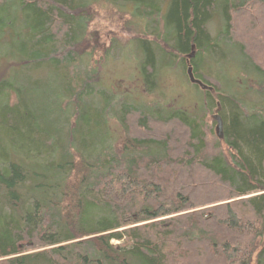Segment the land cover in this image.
<instances>
[{
    "label": "trees",
    "instance_id": "16d2710c",
    "mask_svg": "<svg viewBox=\"0 0 264 264\" xmlns=\"http://www.w3.org/2000/svg\"><path fill=\"white\" fill-rule=\"evenodd\" d=\"M102 3L0 0V41L4 28L19 41V62L0 60V264H264V107L248 113L198 69L227 42L264 96V0H173L165 15L170 55L194 54L195 78L219 100L215 146L185 113L126 99L113 109L118 96L102 87L86 45ZM107 3L160 13L159 0ZM144 46L150 83L156 59ZM42 70L52 75L33 82Z\"/></svg>",
    "mask_w": 264,
    "mask_h": 264
},
{
    "label": "rangeland",
    "instance_id": "374dc122",
    "mask_svg": "<svg viewBox=\"0 0 264 264\" xmlns=\"http://www.w3.org/2000/svg\"><path fill=\"white\" fill-rule=\"evenodd\" d=\"M102 1V4L107 6L101 4L92 8L93 19L88 28L86 45L90 47V52L93 51L92 64L93 68L98 69L102 87L118 96L116 101L119 103L115 101L113 109L116 111L115 105L126 99L137 107L153 110L154 114H157L158 110H162L160 114L163 115L167 110L185 113L190 118L200 121L201 126H206L208 143L215 146V141H218L217 123L213 116L217 110L215 101L219 100H215V94L211 93L213 101L210 103L206 96L210 92L192 83L188 71L192 67L194 72V68L188 56L184 59L178 58L170 55L168 49L170 47L167 39L172 30L165 22V15L173 0H159L160 4L157 3V6L160 7V13L156 15L158 17L155 15L143 17L142 9L139 7L132 5L126 7L117 3L105 4V1L109 0ZM141 20L145 21L141 23ZM142 25H147L144 29L146 34L143 35L140 33L143 31ZM208 30L212 38L220 36L224 24L219 14H215L208 23ZM11 34L10 29L4 28V38L0 41V60L4 67L7 64H4L3 58H9L10 60H6L12 66L15 65L12 62H19V41L11 39ZM144 43H147L148 48H154L155 53L157 75L151 79L152 85L145 82L141 71V65L146 59ZM154 44L164 52L158 47L155 51ZM219 46L220 52L218 51L215 60L210 56L199 60L198 69L202 76H207L214 82L209 83L241 102L248 113L264 107V96L253 89L255 86L252 85L254 82L257 84L263 82L246 71L245 63L236 53L231 52L232 48L227 42ZM11 75H19V72ZM20 75H24V71L21 70ZM43 75L47 77L52 74L50 70L38 71L33 73L31 80L38 81ZM6 80L10 83L16 82L15 78L10 80V77ZM147 86L152 90L150 93ZM102 87L98 85L94 92H99ZM115 118L114 115L111 117L110 134L117 140L122 138L123 133ZM222 145L223 148H227L224 142Z\"/></svg>",
    "mask_w": 264,
    "mask_h": 264
},
{
    "label": "water",
    "instance_id": "95a60500",
    "mask_svg": "<svg viewBox=\"0 0 264 264\" xmlns=\"http://www.w3.org/2000/svg\"><path fill=\"white\" fill-rule=\"evenodd\" d=\"M194 57V54L193 55H190L189 56V60H191L192 58ZM189 73V77L192 81L193 84H196L198 85L199 87H201L203 90H209V91H212L213 89L206 86L204 83H202L200 80L196 79L195 76L193 75V69L192 67L189 69L188 71ZM219 106V105H218ZM214 120L216 121L217 123V126H216V135L219 139H222L223 136H224V127H223V120H222V117L220 116V114L218 113V111L216 112V115L213 116Z\"/></svg>",
    "mask_w": 264,
    "mask_h": 264
},
{
    "label": "bare ground",
    "instance_id": "6f19581e",
    "mask_svg": "<svg viewBox=\"0 0 264 264\" xmlns=\"http://www.w3.org/2000/svg\"><path fill=\"white\" fill-rule=\"evenodd\" d=\"M191 66V65H190ZM194 75V74H193ZM195 76V75H194ZM199 80V79H198ZM201 81V80H200ZM205 84V83H204ZM214 91V90H213ZM213 91H212V93H213Z\"/></svg>",
    "mask_w": 264,
    "mask_h": 264
}]
</instances>
